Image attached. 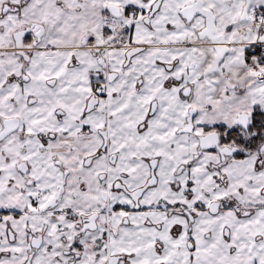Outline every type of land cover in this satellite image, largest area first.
<instances>
[{
	"label": "snow or ice",
	"instance_id": "6c2138e0",
	"mask_svg": "<svg viewBox=\"0 0 264 264\" xmlns=\"http://www.w3.org/2000/svg\"><path fill=\"white\" fill-rule=\"evenodd\" d=\"M0 264H264V0H0Z\"/></svg>",
	"mask_w": 264,
	"mask_h": 264
}]
</instances>
